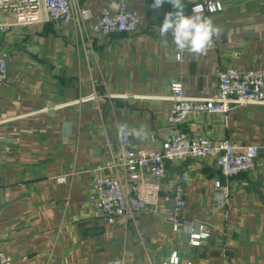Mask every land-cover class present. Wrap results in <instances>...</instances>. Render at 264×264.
<instances>
[{"label":"crops","instance_id":"0c3cea01","mask_svg":"<svg viewBox=\"0 0 264 264\" xmlns=\"http://www.w3.org/2000/svg\"><path fill=\"white\" fill-rule=\"evenodd\" d=\"M75 1L92 13L83 29L58 20L16 26L14 13L0 8L9 58L0 86V251L13 264H162L175 251L179 264H264V104L191 114L181 126L258 147L256 168L230 178L226 206L214 196L222 175L209 158L170 162L162 185L169 200L157 213L108 225L91 200L95 176L117 173L120 125L138 149H159L175 129L167 121L174 82L188 96L212 97L226 67L264 68V0H218L222 10L202 12L219 29L202 53H179L171 31L160 35L176 11L167 0L158 8L126 0L139 27L109 36L92 24L110 0ZM198 2L181 0L184 14L194 15ZM183 173V215L211 231L200 246L189 244L187 231H172V178ZM62 175L66 183L57 181Z\"/></svg>","mask_w":264,"mask_h":264},{"label":"built area","instance_id":"2783aa9c","mask_svg":"<svg viewBox=\"0 0 264 264\" xmlns=\"http://www.w3.org/2000/svg\"><path fill=\"white\" fill-rule=\"evenodd\" d=\"M196 5L202 6V12L214 13L223 9L218 0H199ZM0 8L13 12V25L21 27L58 20L83 29L92 17L91 11L78 5L75 0H0ZM139 24V12L129 8L126 0H110L101 9L92 29L109 36L135 32ZM3 26L0 22V28ZM8 60L0 46V86L8 77ZM171 91L172 105L167 121L170 126L176 127L164 135L160 148H134L131 130L127 125H120L118 142L121 160L115 164L117 173L113 177L97 175L94 178L91 200L108 225H115L128 217L159 212L161 199L169 200L162 194L163 181L168 176L167 161L209 158L216 162L222 178L214 183V196L222 206L229 202L230 178L253 170L258 164L257 146L239 148L229 140L215 141L202 135H191L181 126L191 114H226L235 107L264 104V68L241 70L226 67L220 74L217 92L212 97L188 96L181 82H174ZM90 98L96 97L92 94ZM67 180L68 175L57 178L60 183ZM187 180L188 175L184 173L172 178V231L175 234L181 230L187 231L189 244L200 246L211 237V231L205 224L183 215L187 207L184 196ZM173 253L176 254V264H179L177 251ZM173 253L162 264H173ZM117 263L121 264L119 261ZM0 264H13L12 256L0 251Z\"/></svg>","mask_w":264,"mask_h":264},{"label":"clouds","instance_id":"9594fccd","mask_svg":"<svg viewBox=\"0 0 264 264\" xmlns=\"http://www.w3.org/2000/svg\"><path fill=\"white\" fill-rule=\"evenodd\" d=\"M165 2L166 0H154L153 7H161ZM167 2L172 4L176 11L165 15L160 26V35L165 37L171 31L179 53H183L185 50L192 53L206 51L207 46L211 44L212 36L218 34L219 29L212 25L210 19L202 17V6H194V15L186 16L181 0H167ZM164 43L166 44L167 41L165 40ZM179 58L178 55L177 59ZM193 242L195 243V239ZM172 261L173 264H176L175 253H173Z\"/></svg>","mask_w":264,"mask_h":264},{"label":"water","instance_id":"95a60500","mask_svg":"<svg viewBox=\"0 0 264 264\" xmlns=\"http://www.w3.org/2000/svg\"><path fill=\"white\" fill-rule=\"evenodd\" d=\"M167 167H168V169L170 168V162L169 161H167Z\"/></svg>","mask_w":264,"mask_h":264}]
</instances>
